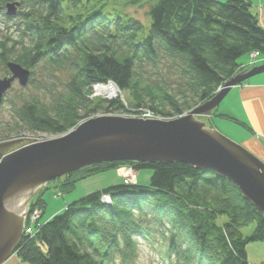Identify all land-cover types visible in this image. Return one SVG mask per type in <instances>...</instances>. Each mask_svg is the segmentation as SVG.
<instances>
[{"label": "trees", "instance_id": "1", "mask_svg": "<svg viewBox=\"0 0 264 264\" xmlns=\"http://www.w3.org/2000/svg\"><path fill=\"white\" fill-rule=\"evenodd\" d=\"M9 2L20 4L13 16L5 11ZM146 4L149 26L127 11L106 13L104 0H0L2 73L10 75L7 63L14 62L56 80L46 87L48 100L13 104L17 129L56 137L98 114L141 108L177 118L245 70L242 57L264 54V27L252 0L125 2L127 8ZM108 80L130 97L128 108L120 98L92 97L93 85ZM124 163L88 166L55 181L69 192ZM128 163L152 170L149 183L114 184L73 201L24 235L16 256L27 264H132L140 238L158 237L168 264H252L247 245L264 240V213L236 184L187 163ZM30 205L42 215L47 207L43 195Z\"/></svg>", "mask_w": 264, "mask_h": 264}, {"label": "water", "instance_id": "2", "mask_svg": "<svg viewBox=\"0 0 264 264\" xmlns=\"http://www.w3.org/2000/svg\"><path fill=\"white\" fill-rule=\"evenodd\" d=\"M19 5L9 2L7 15H15ZM7 66L10 76L0 77V104L14 81L26 86L30 80V71L20 64ZM261 73L264 64L243 70L213 98L178 118L96 116L61 136L13 151L4 152L20 140L0 144V264L6 263L24 236L26 213L23 216L14 209L22 196L27 197L28 209L30 200L48 182L104 162H180L211 170L231 180L264 212V161L220 133L210 119L232 87Z\"/></svg>", "mask_w": 264, "mask_h": 264}, {"label": "rangeland", "instance_id": "3", "mask_svg": "<svg viewBox=\"0 0 264 264\" xmlns=\"http://www.w3.org/2000/svg\"><path fill=\"white\" fill-rule=\"evenodd\" d=\"M252 1H253V5H252V11L253 12H256V8L258 6H260L261 4H264V0H252ZM104 2L109 3L108 7H106V13H110V14H112V16H114V15H116V13L120 12L123 14L125 11H127L129 14H131V15L135 16L137 19L141 20L146 26H149L150 19L148 17V5L147 4L146 5H140V6H134V7L131 6V7L127 8L125 5L126 0H104ZM5 11H6V9H5ZM9 24L11 25V23H9ZM3 32H4L3 30L0 31V36H3L2 35ZM249 59H250V57H248V55H246V56L242 57L240 60L241 61H243V60L248 61ZM2 70H3V68H2V66H0V77L1 78L10 76V75H4V73H2ZM59 76L61 78L67 77V75H65L63 73H60ZM30 81L31 82H29L28 85H26V86H21L17 81H14L12 87L7 91L2 103L0 104V144L11 141V140H16V139L20 140L14 146H11L10 148H7L6 150H4V152L13 151L18 147H21L23 145H27L28 143H37V142H42V141H46L48 139L54 138V136L49 135L47 133H39V134L34 135V134H31L30 132H25V131L23 132V131L17 129V128H20L19 125H21V124L17 120V118L15 117L14 110H13V106H14L13 104L14 103L16 104L18 102V105H21V103H23L24 100H30V99L35 98V97H40L43 100H48L50 94H49V90H46V87L51 88L52 87L51 82L52 81L54 82L56 80L55 79L53 80L52 78H47L45 70L40 68L37 70V74L35 76L34 75L30 76ZM99 94L100 95H97L96 97H99V96L104 97L105 96V94H103V93H99ZM125 95H126V93L124 94V96ZM119 97H121V96H119ZM125 97H126L125 99L128 102L130 100V97H128V95H126ZM223 104L221 106L219 105L217 110H221L224 106ZM137 111H138V109H137ZM103 115L131 117L130 115H132V114H127V113L126 114L125 113H122V114H98L96 116H103ZM181 116H184V115H181ZM181 116H179V117H181ZM138 118L162 120V118H160V117L159 118L151 117L149 114H143V115L139 116ZM210 119L214 121L215 126L219 127V128L215 127V129H217L220 133H222L226 137L231 138V140L241 144L237 140L241 139V135H243L242 132L245 131L242 127H239L238 125H235V124H233L229 121H226L224 119H220V118H215V119L210 118ZM232 127L234 129H239L240 131L234 132ZM260 139L263 140L264 136H261ZM241 145H243V144H241ZM125 162H127V163H124L123 165H120L116 168L106 169V171H109V172L112 170L113 171H125V172H127V174L128 173L129 174L127 176H124V177L122 176L124 178L123 183H128V184L140 183L141 182V180L139 178L140 175L137 177V175L139 174L140 171L133 168V166H131V163H128V161H125ZM104 163H108V162H104ZM104 163H101V164H104ZM102 170H103V168H102ZM141 171L152 174V170H150V169H144ZM106 173L107 172H105V171L95 173V174L83 179V180H85V179L93 178L95 176L94 180H91V182H94V183H96L97 186H99L97 188H94L93 190H89L88 192L81 189L80 183L83 180H80L77 183L76 187H74V189L72 191H69V192H66L62 189L63 187L60 186L61 180L55 181L56 180L55 179L53 181L48 182L46 185L42 186L37 191L35 196L43 195L44 200L47 203V205H46L47 207H46L45 211L43 212V215H42V211L39 209V217H38V218H40L39 221L41 223H44V222L52 219L53 217H55L59 213L63 212L64 209L67 207V205H69L73 201H76L77 199L89 194L90 192L96 191L97 189H100L101 187H103L100 185H102L103 182L107 183V181H105V179H102L103 178L102 176H104L103 174H106ZM133 175L135 177H133ZM58 179H60V178H58ZM148 183L149 182L140 183V184H148ZM106 185L109 186V185H114V184L109 183ZM80 192L82 194H80ZM22 198H23V196L21 197V199ZM25 198L27 200V197H25ZM32 200H33V198L30 200V203ZM102 201H104V200L102 199ZM111 202H112V199H111ZM62 204L64 205L63 208H56L57 206H60ZM34 210L35 209H33V210L31 209V205L29 204V213L26 215V217L24 219V235H27L26 232L31 228V226H34L37 229V227L40 224L37 219H34L35 220L34 224H32V222H31L32 221L31 220L32 215L34 214L33 213ZM30 214H31V216H30ZM155 239H157L156 242L154 239L153 240L152 239L146 240V239L140 238V242H139V246H138L139 252H138V255L134 258L132 264H168V259L163 258V256H164L163 253L165 252L166 246L163 244V242H161V239H159L158 237H156ZM160 244H162V245H160ZM16 254H17V252L13 251L12 255L6 261L5 264H27V263L22 262L16 256ZM247 255H248L247 257H248L249 263L259 264V263L263 262L264 261V240L263 241H253V242L248 243ZM115 264H122V263L117 261Z\"/></svg>", "mask_w": 264, "mask_h": 264}, {"label": "crops", "instance_id": "4", "mask_svg": "<svg viewBox=\"0 0 264 264\" xmlns=\"http://www.w3.org/2000/svg\"><path fill=\"white\" fill-rule=\"evenodd\" d=\"M255 13L258 14L260 23L264 27V4L258 6ZM259 58V60L258 58L256 60L258 61L257 64H260L264 61V55H261ZM248 61L243 60L241 62L242 64L246 65L251 62L250 59ZM222 104L224 105L223 108L221 110H217L216 115L213 118L224 119L235 125H238L239 127H242L245 131L242 132L243 135H241V139L237 141H239L241 144H243L244 147H246L248 150H250L252 153H254L264 161V142L262 139H260L261 136H264V73L250 78L242 85L232 87L227 97L223 100L220 106ZM219 115H228L234 117L238 121L245 123L248 128L244 127L234 120L228 119L226 117H221ZM212 123L214 127H217L215 126L213 120ZM232 129L234 130V132L240 131L239 129H234L233 127ZM105 172L107 173L103 174L104 176H102V179H105L107 183L103 182V184L100 185L103 187L97 190H102L106 188V186L108 187V185L106 184L109 183L120 184L124 182V178L118 173V171L112 170L110 172ZM138 176L141 180L140 183H147L150 180L149 178H151V173L140 171L137 177ZM94 177L83 180L81 182L82 184L80 183L81 189L88 192L89 190H93L94 188L99 187L96 185V183L91 182V180H94ZM80 194L82 193L80 192ZM63 207L64 205L62 204L60 206H57L56 208Z\"/></svg>", "mask_w": 264, "mask_h": 264}, {"label": "built area", "instance_id": "5", "mask_svg": "<svg viewBox=\"0 0 264 264\" xmlns=\"http://www.w3.org/2000/svg\"><path fill=\"white\" fill-rule=\"evenodd\" d=\"M256 58V57H255ZM253 58V59H255ZM93 90H94V93L92 95L93 96H97V95H100L99 93H103L105 94L104 98H111V96H109V92H114L115 97H119L121 96V100L123 101L124 105L128 108L129 107V104L127 102V100L125 99V97L122 95L120 89L118 88V86L115 84V82H113L112 80H108L106 83H96L93 85ZM102 96V95H101ZM114 98V97H113ZM128 114H132L130 116H133V117H139L143 114H149L151 117H155V118H159L158 115H156L153 111H151L150 109L148 108H141V109H138V111H132L131 113H128ZM161 118V117H160ZM162 119H165V118H162ZM102 199L107 202V203H110L111 202V197L110 195H103L102 196ZM34 214L32 215V224H34L35 220L34 219H37L39 221L40 218L39 217V210L38 209H35ZM31 216V214H30ZM29 216V217H30ZM38 223V222H37ZM36 232V229L34 226H31V228L26 232V234H29V235H34Z\"/></svg>", "mask_w": 264, "mask_h": 264}, {"label": "bare ground", "instance_id": "6", "mask_svg": "<svg viewBox=\"0 0 264 264\" xmlns=\"http://www.w3.org/2000/svg\"><path fill=\"white\" fill-rule=\"evenodd\" d=\"M261 55H264V54H262V53H260L259 51H253V52H251V53H249L248 54V56L250 57V63H248V64H246V65H244L243 66V68L244 69H249V68H252V67H254V66H259V65H262V64H264V61L262 62V63H260V64H257L258 63V61H256L257 60V58H258V60L260 59L259 57L261 56ZM256 57V58H255ZM253 58H255V59H253ZM261 61H262V59H261ZM254 77V76H253ZM252 78V77H251ZM249 80V79H248ZM247 80V81H248ZM247 81H244V82H247ZM223 87V86H222ZM222 87H220L217 91H216V94L218 93V92H220L221 90H222ZM215 94V95H216ZM109 96H111V98H115V96H117V95H115V93L112 91V92H109V94H108ZM214 95V96H215ZM228 95V94H227ZM213 96V97H214ZM212 97V98H213ZM226 97V96H225ZM116 98H120V97H116ZM225 99V98H224ZM223 99V100H224ZM223 100L221 101V103L223 102ZM220 103V104H221ZM229 138V137H228ZM229 139H231V138H229ZM263 142H264V139H263ZM30 144H33V143H28L27 145H30ZM27 145H23V146H21V147H18V148H16V149H19V148H22V147H25V146H27ZM262 160V159H261ZM263 161V160H262ZM118 173L121 175V176H127L128 174H127V172H125V171H118ZM133 177H135L134 175H133ZM29 194L26 192V195L25 196H28ZM35 197V195L33 196V198ZM25 204H26V198L25 197H23L15 206H14V209L18 212V213H20V215H25V213H26V215L29 213V206H28V209H27V207H25ZM26 217V216H25ZM22 240V239H21ZM20 240V241H21ZM20 241L18 242V243H20ZM18 243H17V245H18ZM16 245V246H17ZM15 246V247H16ZM139 246V245H138Z\"/></svg>", "mask_w": 264, "mask_h": 264}]
</instances>
